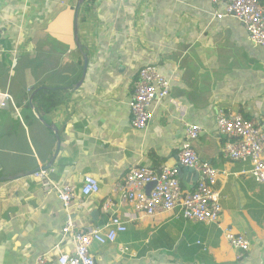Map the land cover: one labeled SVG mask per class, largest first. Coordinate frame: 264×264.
Returning a JSON list of instances; mask_svg holds the SVG:
<instances>
[{"label":"crops","instance_id":"0c3cea01","mask_svg":"<svg viewBox=\"0 0 264 264\" xmlns=\"http://www.w3.org/2000/svg\"><path fill=\"white\" fill-rule=\"evenodd\" d=\"M78 4L0 0V93H9L18 109L0 110V264H35L41 255L56 262L60 241L61 252H70L71 235L63 240L68 215L81 233L104 228L113 217L125 222L128 230L116 243L92 245L96 264H264V184L245 173L250 164L223 157L216 124L218 107L264 116V49L237 20L217 19L225 6L211 0H85L77 43ZM84 54L88 69L78 88ZM148 63L172 89L139 132L129 102ZM42 89L58 92L60 105L41 114ZM185 124L202 128L193 148L221 174L217 224L191 222L178 211L149 218L115 193L132 168L178 166ZM40 169L78 188L92 175L101 193L79 196L67 211L33 178ZM181 180L191 191L198 174L187 169ZM108 198L115 203L110 214L103 210ZM228 234L246 236L249 252L238 258Z\"/></svg>","mask_w":264,"mask_h":264},{"label":"built area","instance_id":"2783aa9c","mask_svg":"<svg viewBox=\"0 0 264 264\" xmlns=\"http://www.w3.org/2000/svg\"><path fill=\"white\" fill-rule=\"evenodd\" d=\"M124 1V0H116ZM213 4H224L223 12H215L217 19L233 18L240 22L248 33L251 43L264 49V5L262 0H211ZM172 83L153 63L143 66L139 78L134 84V94L129 102L132 115V127L142 132L154 119L153 106L167 99L171 94ZM12 105L18 111L9 93H0V110ZM216 124L225 140L223 157L232 162L250 164L245 172L256 182L264 184V116L246 118L241 114L227 113L225 109H216ZM203 130L199 125L185 124V142L178 155V166L163 167L156 171L147 166L132 168L120 181L115 193L120 192L122 204L134 208L136 214L154 218L161 213L178 211L186 220L197 223L217 224L222 213L220 194L215 187L221 175L209 162L199 158L193 148ZM180 167L188 168L198 174V181L193 190H184L179 176ZM33 178L42 191L54 195L65 210H69L80 196L87 200L101 193L100 181L88 175L84 177L81 188L73 184H64L51 177L50 170L40 169ZM151 183L156 186L147 194L145 188ZM115 203L108 198L103 203V210L110 214ZM125 222L112 218L104 228H88L86 233L78 231L73 218L68 215L63 230V240L71 235L73 249L61 252L62 244L55 247L57 260L53 262L49 255H41L35 264H96L91 251L92 245L106 246L116 243L120 234L127 232ZM229 247L244 256L251 248V241L244 235L228 234ZM128 249L122 250L126 252Z\"/></svg>","mask_w":264,"mask_h":264},{"label":"water","instance_id":"95a60500","mask_svg":"<svg viewBox=\"0 0 264 264\" xmlns=\"http://www.w3.org/2000/svg\"><path fill=\"white\" fill-rule=\"evenodd\" d=\"M85 0H79V4L78 6L76 7V11H75V18H74V28H75V36H76V41L77 43H79L78 41V29H79V12H80V8H81V5L84 3ZM80 47V45H79ZM83 58H84V71H83V76L81 78V80L79 81L78 83V88H80L83 83H84V80L86 78V73H87V69H88V57L86 54L83 55ZM36 93V92H35ZM34 98V95L32 96L31 100L29 101V106L33 108V103H32V100ZM58 141H59V145H58V149L60 148V140H59V137H58ZM188 168H182L180 167V170H179V176L180 178L182 179L185 172L187 171ZM191 170V169H190ZM193 171V170H192ZM156 186V183H151L147 186L148 190H147V194L150 193V191Z\"/></svg>","mask_w":264,"mask_h":264},{"label":"trees","instance_id":"16d2710c","mask_svg":"<svg viewBox=\"0 0 264 264\" xmlns=\"http://www.w3.org/2000/svg\"><path fill=\"white\" fill-rule=\"evenodd\" d=\"M83 21H84V16H81L80 22H83ZM57 94L58 92L54 90L47 91L45 89H42L40 93L37 94L36 99L41 101V105L37 106L39 113L41 114L44 113V109L51 111L60 105V102L58 101V98H57Z\"/></svg>","mask_w":264,"mask_h":264},{"label":"clouds","instance_id":"9594fccd","mask_svg":"<svg viewBox=\"0 0 264 264\" xmlns=\"http://www.w3.org/2000/svg\"><path fill=\"white\" fill-rule=\"evenodd\" d=\"M195 188V187H194ZM193 190V189H192Z\"/></svg>","mask_w":264,"mask_h":264}]
</instances>
